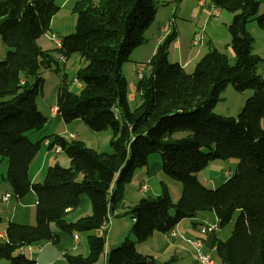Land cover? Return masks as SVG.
<instances>
[{
  "label": "trees",
  "instance_id": "16d2710c",
  "mask_svg": "<svg viewBox=\"0 0 264 264\" xmlns=\"http://www.w3.org/2000/svg\"><path fill=\"white\" fill-rule=\"evenodd\" d=\"M214 7L232 14L227 25L234 58L211 47L186 72L169 62L167 48L173 34L157 45L147 65L149 75L139 78V104L127 101L128 84L122 66L134 48L145 41V32L156 14L155 0H78L74 5L73 32L61 37L57 55L77 54L83 63L74 74L81 86L75 91L64 77L56 92V112L64 122L81 119L91 130H110L111 152L99 151L78 138L53 135L48 147H59L67 167L49 165L39 182H31L28 167L40 149L28 132L47 123L37 107L41 88L40 67L56 63L50 50L37 39L50 32L59 6L56 0H0V40L8 47L0 60V161L7 168L4 179L20 197L36 195L34 224L9 222L6 240L0 243V260L8 264H37L20 249L33 243L57 242L52 226L66 232H90L108 223V209H115L134 171L147 166L158 153L161 170L181 181L179 199L173 201L165 185L158 198H140L125 213L133 220L135 240L125 238L108 253V264H158L140 253L135 243L154 231L166 233L183 219L212 211L223 228L235 215L225 240L215 239V255L223 264H264V78L252 52L253 37L247 24L255 20L264 29L259 0H211ZM253 89L236 117L214 112L221 91ZM177 132H187L175 136ZM44 137L43 139H45ZM236 160L235 171L219 186L209 188L195 173L212 161ZM85 193L91 204L88 215L74 222L67 213ZM89 251L65 253L58 264H95L100 241L87 236ZM165 264V263H164Z\"/></svg>",
  "mask_w": 264,
  "mask_h": 264
},
{
  "label": "crops",
  "instance_id": "0c3cea01",
  "mask_svg": "<svg viewBox=\"0 0 264 264\" xmlns=\"http://www.w3.org/2000/svg\"><path fill=\"white\" fill-rule=\"evenodd\" d=\"M181 1L184 2L181 4V6H179L177 10L179 11L178 14H184L182 13V8H188L189 10L187 16L191 18V22H179V20L176 19V12H174V6H167L164 10H161L158 13L156 11V15L153 22L150 24V26L145 32L144 43L134 48L130 55V57H132L138 63L137 72H140L143 75H149L150 68L147 63L151 55L154 53L157 45L165 38L167 33L174 35V38L169 44V46H171L170 51L173 54V60H175L174 62H178L184 68H186L187 66H195V63L200 59V57L203 56L211 47H215L225 52L230 60L234 58V53L228 45L229 35L226 28L231 21L232 14H230L228 11L218 8L215 12L213 10H210L212 7H214L211 3V0ZM182 23L184 25H188V28L187 26H182ZM170 25L171 30L170 32H167L170 28ZM200 27H203V40L200 43H194L192 40L194 31L195 29ZM48 33L49 32L44 34V37H46L48 41L45 46H41L38 43L40 37L37 39V43L42 49L50 50L51 52V50L55 49V46L51 43L48 37ZM145 45H147L146 48H143ZM140 53H143V55H138ZM51 54L55 58L52 52ZM143 60H146V62L144 68L142 69L140 67L141 64L144 63ZM138 80L139 78L136 76L135 81L133 79L129 80V82L127 81L128 90H130L129 87H132V84H135L136 87ZM74 81L76 82L75 87L78 89L81 84L76 81L75 78ZM136 94L137 97H139L137 90ZM51 115L53 118L52 120L50 119V124L47 132H50L49 134L51 136L55 134L62 136L63 133H67V130H69V125L65 124L61 116L56 112L55 103L51 107ZM33 132L34 131L28 132V137H30ZM68 134H70V140L75 138L79 139V135H77L75 131H68ZM42 142L43 143H41L40 149L38 150L34 158L31 160L28 167V176L31 182L41 181L43 179L45 169L55 162L59 163L61 166L69 165L68 157L61 158L60 148L58 152H54L53 149L55 147H48V143L50 142L49 138L43 139ZM42 144L44 146H42ZM3 160L5 161V159H2L0 163ZM230 161L231 160L228 159L224 160L223 162L228 164L230 163ZM231 162L236 163L235 161ZM213 163L214 164L210 162L204 168L206 169L205 171H207L204 174V178L208 181L211 177L209 172L210 167H212V165L216 166L219 163L221 164L220 161ZM144 167L145 168H137L134 171L131 179V181L133 180L134 182L138 181L139 194H137L136 197H132L130 199V188L125 187L123 198L116 204L115 209H113L111 206L108 209L107 214L109 220L110 218L122 215L125 207L129 206L128 208H130L140 198L147 196L144 192H147L149 187L146 191H142L140 189L142 184L145 183V181L147 183L154 178H160L163 174L161 170L160 161L155 160L153 164H150L148 162L147 166ZM222 171L224 170L221 168L220 172ZM229 172L231 171L229 170ZM4 176L5 175L1 173L0 243L6 240L5 229L9 222H16L20 224H33L35 222L36 195L33 190H29L24 195L17 197L13 193L10 184L4 179ZM6 192L10 193V197L7 200H3L2 196ZM87 199V196H83L82 194L79 195L78 206L67 213L66 220L68 222H74L77 218L90 214L91 204L90 202H88ZM215 220L217 219L212 211L200 212L194 218L181 220L174 226V228H176L179 233L188 238H201L203 240L205 250L210 254L211 257L218 260L217 256L215 255V239L217 238L220 240H225L229 235H226V237H219V234L222 231V228L220 227L214 232L201 231V224L204 221L213 222ZM107 224L108 223H106V225L102 226L100 229L81 233H70L66 231H61L56 229L55 226H52L53 233L58 236L57 242H37L28 246H24L20 249V251L30 259L35 260L37 264H58L64 261L62 257L65 253H81L84 256L87 255L89 251L87 236L92 234L98 236L100 241V257L95 264H108V253L110 249L114 246H118L119 244H121L126 238V236H128L129 231H123L121 229L109 230L107 228ZM74 233L78 235L77 242L73 239ZM82 233L86 235V240H83ZM135 246L140 253L151 255L158 264H196L192 258L190 246L180 240L178 237L168 239L166 233L154 231L153 234L146 241L135 243ZM0 264L8 263L3 260H0Z\"/></svg>",
  "mask_w": 264,
  "mask_h": 264
},
{
  "label": "rangeland",
  "instance_id": "374dc122",
  "mask_svg": "<svg viewBox=\"0 0 264 264\" xmlns=\"http://www.w3.org/2000/svg\"><path fill=\"white\" fill-rule=\"evenodd\" d=\"M77 1L78 0H56V4L59 6V9L56 12V14L52 17L51 22H50L51 31L48 33L49 34L48 37L50 41H51L52 36H55L61 39V37H63L64 35H67L73 32L74 25H75V19H76L75 12H74V5ZM183 2L184 1H181V0H155L156 11L158 13L161 10H164L167 6L169 7L174 6L175 8L174 12H176V19L179 20V22H191V18L187 16V13L189 10L188 8L187 9L182 8V13L184 14H178L179 11L177 10ZM261 13H264V0H259L258 14H261ZM182 26H187L188 28V25H184L183 23H182ZM247 29L253 37V43L251 46V50L253 53L258 55L261 60L257 67V73L260 74L262 78H264V29H261L255 20H251L248 22ZM170 30H171V25L167 32H170ZM167 32H164V33H167ZM169 34L170 33H167V35ZM47 42H48L47 38L44 37V34L41 35L38 40V43L41 46L42 45L45 46ZM146 46L147 45H145L143 48H146ZM170 48L171 46L168 45L167 58L169 62L173 63L175 60H173L174 58L172 56L173 54L171 53ZM7 50H8V47L4 45V43L0 40V60L5 58ZM51 52L54 54L56 58L55 60H56L57 65L55 63H52L49 68L43 67V66L40 67L39 76L42 78V85L36 95L37 107L40 110V112L44 116L47 117L48 123H46V125L42 129L36 130L33 132L32 135H30L29 139L31 142H37L38 140L43 141L44 137L49 138L50 141L53 140V136H51L49 134L50 132H47V130L50 124V119L52 120L53 118L51 115V107L56 102V92L62 83V77H64V80L69 88H71L74 91L77 89L75 87L76 82L74 81V74H75L76 69L79 66H81L83 63V60H81L77 54H71V56L68 59L61 60L59 56L57 55V52L55 51V49L51 50ZM168 52H169V56H168ZM56 55L58 58L56 57ZM138 55H143V53H140ZM143 61L144 63L141 64V67H140L142 69L145 66L146 60H143ZM231 62H233V60H231ZM137 68H138V63L130 56H129V59L123 63L122 72L128 82L131 79L135 81L136 76L138 78H141L143 76L142 73H141V77L138 76L140 72H137ZM184 69L186 72H192L194 69V66H191V67L187 66ZM130 87H129L130 90H128V93H127V101H128L129 106L131 108H134L139 103V97H137V94H136L135 84H132V87L131 88ZM252 93H253V89H246L244 91H238L231 84H228L221 91L219 95V99L214 107V112L219 113L221 115H225V116L236 117L238 113L241 111L245 103V100L249 96H251ZM65 124L69 125V128H68L69 130H67V133L62 134V137H64L65 139L70 140L69 139L70 134H68V131H75L77 135H79V139L84 140L86 142V145L93 147L99 151H104V152L112 151V148L109 143V140L111 137L110 130H102V131L95 132L91 130L81 119H75L69 122H65ZM260 124H261V127L264 129V117L261 119ZM186 133L187 132H177L175 136L177 135L181 136ZM42 146L44 145L42 144ZM60 155H61V158H67V155L63 151H61ZM155 160L160 161L159 154L158 153L150 154L148 162L150 164L151 163L153 164ZM229 160L236 162V160L234 159H229ZM231 161L228 164L224 163L223 161H220L221 164L219 163L216 166L212 165V167H210L209 169L210 176H211L209 181L204 178V174L205 172H207L205 171L206 169L196 172L195 176H196L197 181H199L200 183H202L203 185L209 188H215L219 186L225 179L228 178L224 174L225 171L230 170L231 175L235 171L236 163H233ZM213 162H217V161H212V164H214ZM64 167H67V166H64ZM6 168H7L6 161L3 160L0 163V176H1V173H3L4 175L6 174ZM221 168L224 171L220 172ZM147 185L149 189L147 188L148 189L147 192H144V193L145 195L151 196L153 198H158L161 195L162 185H165L168 189L171 199L174 202L179 199L181 195V191H182L181 181L167 177L164 174H162L160 178H154L150 180L149 182H147ZM126 187L130 188V191H129L130 199L132 197H136L137 194H139L138 181L134 182L132 180L131 182L127 184ZM82 195L87 196L85 193H82ZM87 200L88 202H90L89 198ZM128 207L129 206L124 208L122 215H119L114 218H110V220L108 219L107 228L109 230L111 229L112 230L121 229L123 231L128 230L129 232L126 238H128L129 240H135L133 232L131 231L133 220L131 218L130 213H125L128 210ZM234 219H235V215L232 217L230 222L222 228V231L220 232L219 237L220 236L226 237V235H229L231 229L233 228ZM82 238L83 240H86V235H84V233H82Z\"/></svg>",
  "mask_w": 264,
  "mask_h": 264
},
{
  "label": "built area",
  "instance_id": "2783aa9c",
  "mask_svg": "<svg viewBox=\"0 0 264 264\" xmlns=\"http://www.w3.org/2000/svg\"><path fill=\"white\" fill-rule=\"evenodd\" d=\"M213 11L215 12V10H213ZM202 28L196 29V36L194 37V42L198 40L199 34H202ZM52 37H54V39L57 40L59 47H60L61 42L55 36H52ZM139 76L141 77V73H139ZM72 137H74V136H72ZM54 149L59 150V147L55 146ZM227 172L228 171H225L224 174L226 175ZM147 188H148V186H147V183L145 182V184L142 185L140 189L142 191H146ZM8 198L9 197H8L7 192L4 193V195L2 196V199L7 200ZM218 229H219V224H218L217 220H215L213 222L204 221L201 224V231L202 232H214ZM166 235H167L168 239H172L176 236H180V233L176 230V228L173 227L172 229H170L169 231L166 232ZM192 241H194V243L196 244V252H191L192 258L195 261V263L196 264H215L212 257L210 256V254L205 250L203 242H200L198 240H192ZM62 259L64 260V256L62 257Z\"/></svg>",
  "mask_w": 264,
  "mask_h": 264
},
{
  "label": "bare ground",
  "instance_id": "6f19581e",
  "mask_svg": "<svg viewBox=\"0 0 264 264\" xmlns=\"http://www.w3.org/2000/svg\"><path fill=\"white\" fill-rule=\"evenodd\" d=\"M211 10H215V11H217V7H212ZM200 28H202V27H200ZM195 36H196V29H195L194 34H193V39H192L193 42H194V37H195ZM56 38H57V37H56ZM57 39L61 42V40H60L59 38H57ZM202 40H203V28H202V34H199L198 40L195 41L194 43H200V42H202ZM51 41H52V43L54 44V46L59 47V44H58L57 40L54 39V37H51ZM60 59H61V60H65L63 56H60ZM138 76H139V75H138ZM139 77H140V76H139ZM53 151H54V152H58L59 150H54V149H53ZM229 175H230V172L228 171V172L226 173L225 176L228 177ZM144 184H145V183H143L142 185H144ZM7 194H8V197H10V193L7 192ZM105 225H106V224H105ZM176 237H178L180 240H182L183 242H185L186 244H188V245L190 246V248H191V252H196V244H195L194 241H192V240H198V241H200V242H203V240H202L201 238H188V237L182 235L181 233H180V236H176ZM73 239L77 242V240H78V235H77L76 233L73 234ZM184 239H185V240H184ZM212 259H213V261H214L215 264H223V263H221L219 260L214 259L213 257H212Z\"/></svg>",
  "mask_w": 264,
  "mask_h": 264
}]
</instances>
